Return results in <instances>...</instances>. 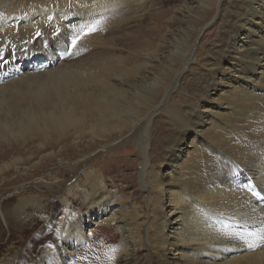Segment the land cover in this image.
<instances>
[{
  "label": "bare ground",
  "instance_id": "bare-ground-1",
  "mask_svg": "<svg viewBox=\"0 0 264 264\" xmlns=\"http://www.w3.org/2000/svg\"><path fill=\"white\" fill-rule=\"evenodd\" d=\"M153 1L0 0V155L2 145L30 138L42 142L36 151L39 154L47 147H61L58 152L42 156L51 160L53 156L63 157L67 147L81 145L88 135L92 139L87 146L93 148L96 141L117 140L129 133L131 140L142 144L145 134H149L152 141L150 139L142 150L140 178L144 187L157 190L160 198L148 200L150 213L146 227L138 232L142 223L141 213L136 210L138 206H133L130 212L129 207L126 208L125 213V203L116 207L109 204L104 195L100 200H91L84 214L87 219L117 224L122 233L118 253L125 254L127 264H143L138 256L143 247L158 256L160 264H179V261L182 264H264V84L253 79L251 74L257 72V65L264 59V0H241L235 9L223 7V0H188L179 9L184 16L180 20L184 21V32L179 36H167L163 40L162 53L151 55L162 64L156 72L151 71L150 63H143L140 53L159 46L163 38L160 23H150L143 38H125L130 50L136 53L133 59L123 58L112 44L116 36L104 33V29L108 32L132 17L143 15ZM119 10H124L123 15L113 20ZM217 10L225 24L221 29L224 32L222 45L217 49L219 57L227 54L235 60L237 77L247 86L239 84L240 87L229 89L235 95L230 97V94L227 103L222 102L225 105L221 108L230 111L233 122L222 139L213 135V152L193 147L179 152L182 154L176 158V149L180 148L175 143L183 140L182 134L193 130L194 143L206 132L204 127L208 121L220 113H210L211 119L204 120L202 114H196L197 106H193L191 114L196 115V119L193 116L184 119L182 110L171 109L180 126L178 130L182 131L169 143L163 142L162 135L156 138L147 133V129L151 130L148 125L162 104H167L166 96L182 86L184 69L192 67L201 54V48L195 52L197 39L205 25L214 21ZM212 13L214 17L204 21L202 17ZM97 22H100L99 28L82 37ZM43 28L45 31L41 32ZM37 35L53 40L57 51L45 48L50 55L49 68L37 70L40 63L36 61L31 72H24L14 64L16 55L11 48L21 47L19 56H30ZM21 40L28 46H23L22 42L17 46ZM85 42L89 50L96 46L101 48L98 57L74 59L78 45ZM174 47L180 52L174 53ZM213 64L220 67V62ZM260 76L264 77V72ZM215 79L199 72L195 92L198 98L207 99L210 88L218 82ZM252 80L261 85L253 84L255 90L246 91ZM251 99L260 103L255 108L249 107L245 101ZM151 142L152 148L160 149L159 156L165 153L163 156L177 171L178 178L173 175L167 182L156 171L152 162L154 154L148 156ZM221 158L225 159L224 168L218 166ZM2 166L6 170L9 163ZM221 170L224 173L221 174ZM84 174L87 180L94 178L95 186L102 183L94 168ZM173 184H180L185 193L173 190ZM77 187L74 183L69 193ZM85 219L75 225L77 239L84 237ZM172 251L175 252L171 257Z\"/></svg>",
  "mask_w": 264,
  "mask_h": 264
},
{
  "label": "rangeland",
  "instance_id": "rangeland-1",
  "mask_svg": "<svg viewBox=\"0 0 264 264\" xmlns=\"http://www.w3.org/2000/svg\"><path fill=\"white\" fill-rule=\"evenodd\" d=\"M185 2H188V0H154L152 4H149V8H145H148V10L143 15L132 17L122 23L120 27H113L108 32V29H104V33L110 37L116 36L112 44L117 47L118 53L123 58L130 56L129 58L133 59L136 53L130 50V45L125 41V38L127 36L141 37L147 31L150 23V25L160 23L163 27V38L159 41V46L155 50L140 53V55L142 54L143 63H150L151 71L156 72L162 64L152 59L151 55L154 52V54L162 53L165 49L163 40L167 36L180 35L184 32V21H180L184 16L179 13V9ZM240 3L241 0H223V7L235 9ZM132 8L134 9V7ZM123 11L119 10L120 14L115 13L116 15L114 14L112 19L120 18ZM219 13L220 11L217 10L214 21L205 25L201 36L197 39L195 52L201 48V54L198 58L196 57L195 64H192V67L184 69L185 78H183L182 86L178 90H172L166 96L168 98L167 104H162L154 120L148 125L151 130L147 129L149 131L147 133H152L156 138L162 135L161 137H164L163 142L169 143L174 137L179 136L182 131L178 130L180 126L173 117L171 109L177 107V109L182 110L184 114L181 117L184 119H192V116L196 119L197 116L191 114V107L193 106H197L196 114H202L204 120L209 117L211 119L213 115H210V113H220L214 116L211 122L208 121L209 124L204 127L206 132L197 137L194 143H192L195 135L193 130L190 129L182 134L183 140L178 144L175 143L181 149H176V158L181 156L182 153L179 152H187L193 147H196L197 150L213 152L211 146V141L214 139L213 135H218L222 139L225 133L231 130L230 124L233 122V116H231L230 111L221 108V105H225L223 103H227V100H229L230 94V97L235 95V92H229V89H235L239 84L247 86L245 82L237 77L239 73L234 69L235 60L228 58L227 54L222 58L219 57L218 50L221 48L224 36L221 29L223 30L225 26L222 17L218 16ZM209 15L202 17L204 21L214 17L213 13ZM194 24H197V20ZM99 26L100 22H97L82 37L90 35ZM42 31H45V28ZM39 36H36L35 42L31 46L33 49L30 56H19L21 47L16 49V46H14L11 48L13 55H16L14 64L22 68L24 72H31L30 69L36 61L37 64L40 63L37 70L42 71L49 68L50 55L45 48L48 47L57 51V46L52 42L53 40L51 41L47 36ZM241 41L246 42L244 39H241ZM21 42L22 40L16 45L20 46L23 43V46H28L26 41ZM88 47L89 45L86 46V42L79 44L75 55L73 54L74 59L79 56L97 58L101 48L96 46L89 50ZM175 47L174 53L180 52ZM215 62H220L219 68L222 71L215 64L212 65ZM263 66L264 59L260 65H257V72L251 74L253 79L264 84V77L260 76L264 72ZM198 71L200 75L205 73L208 77H214L216 78L215 81H218L216 86L210 88L207 99L198 98L195 93L199 77ZM256 81H250L246 91L255 90L253 84L261 85L260 82L256 84ZM201 91H204L203 88ZM224 92L226 93L224 94ZM259 103L260 101L255 99H253V102L252 99L247 103L245 101V104L252 108H255ZM207 131L211 134L210 136ZM129 135L130 133L117 140L103 139L96 141L93 148L87 146L89 140L92 139L88 135L81 145L67 147L65 153L62 152L64 153L63 157L66 158L60 155L53 156L51 160L42 156L49 152H58L61 147H47L41 149L42 151L39 154L36 151L41 148L42 142L39 140L32 141L31 138L26 141H10V143H6L10 145L5 147L2 145L0 155L2 156L0 157V264H127L128 259L125 254L118 253V247L122 242V233L117 224L108 225L102 220L100 223L94 222L98 219H87L84 214L88 211L90 202H93L92 199L94 201L96 199L100 200L104 195L107 197L108 203L116 207L125 203V207L123 206L125 213L127 212L126 208L129 207L128 212H130L133 211V206H138L136 210L141 213L140 222H142L138 232H142L140 231L141 227H146V220L149 219L150 213L148 200L150 197L160 198L158 191L150 190V187H144L140 178L144 159L142 150L146 147V143L150 142V139L152 141V137L145 134L144 143L141 144L131 140ZM152 147L153 143L151 142L148 156L154 154L155 157L152 158V162L156 171L162 175L161 177L167 182L173 178V175H175L174 178H178L177 171L169 164L168 158L163 156L165 153L163 152L159 156L160 149L157 150V148ZM175 157L173 158L174 161H176ZM12 158L17 160L13 161ZM224 161L225 159L221 158L218 166L224 168L222 164ZM5 163H9V167L3 170L2 164ZM90 168H94L100 175L102 180L100 185L95 186L93 184L94 178L87 180L84 173ZM220 173L222 174L224 171L221 170ZM228 177L232 181L231 175H228ZM74 183H77L78 187L69 193V189ZM100 186L102 190H100ZM171 186L173 190L178 191L180 194L185 193L180 184ZM103 187L106 189L104 190ZM86 190L89 191V194ZM99 191H103V194ZM98 195L100 197L97 198ZM154 212L157 213V210L154 209ZM159 214L160 212H158ZM83 218H86L83 221L84 237L77 239L75 225ZM68 250L71 253H68ZM174 252L172 251L169 256L172 257ZM138 256L143 264H160L161 262L160 258L154 255L148 247L140 249ZM179 264H182L181 261H179Z\"/></svg>",
  "mask_w": 264,
  "mask_h": 264
}]
</instances>
